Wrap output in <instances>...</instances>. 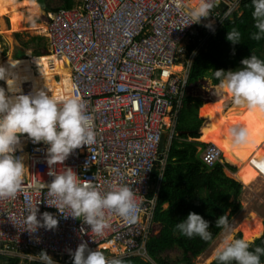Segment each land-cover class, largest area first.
Masks as SVG:
<instances>
[{
	"label": "built area",
	"instance_id": "1",
	"mask_svg": "<svg viewBox=\"0 0 264 264\" xmlns=\"http://www.w3.org/2000/svg\"><path fill=\"white\" fill-rule=\"evenodd\" d=\"M192 2L79 0L73 8L45 12L48 51L65 62L74 94L91 114L97 134L94 144L75 149L63 164L52 167L72 168L101 193L126 184L135 194L139 211L130 222L110 214L109 227L102 235L91 233L82 218L65 217L70 210L60 213L46 204L50 198L42 185L52 179L47 145L33 143L23 134L14 153L26 166L21 188L14 197L0 199V255H24L30 263L38 260L29 255L44 250L57 264H71L67 262L69 250L85 242L89 249L99 246L119 258H148L146 244L159 226L154 216L170 148L168 143L161 149L163 136L171 142L176 135L195 58L237 13L241 0H214L209 17L187 25ZM209 21L214 22V31L204 27ZM24 86L23 94L34 91L28 83ZM201 159L208 166L225 162L213 143H206ZM260 164L256 168L264 178ZM35 205L38 219L45 211L57 218L55 229L35 231L26 224L28 211Z\"/></svg>",
	"mask_w": 264,
	"mask_h": 264
},
{
	"label": "clouds",
	"instance_id": "2",
	"mask_svg": "<svg viewBox=\"0 0 264 264\" xmlns=\"http://www.w3.org/2000/svg\"><path fill=\"white\" fill-rule=\"evenodd\" d=\"M213 4L214 0H195L188 11L191 22L187 25L198 24L201 18L209 17ZM251 5L256 31L250 34V38L260 41L264 39V0H251ZM213 23L209 21L204 27L214 31ZM226 40L233 45L240 43L241 32L232 27L226 33ZM240 65L235 70L212 71L213 78L218 81V90L222 94H230L237 106L264 116V60L251 54L242 59ZM0 80L5 81L7 93H10L6 94L5 88L0 87V199L14 197L21 188L26 166L23 159L14 153L21 136L27 134L33 143L47 145L48 175L52 177L49 183L42 185L47 188L50 198L47 205L60 213L70 210L71 214L65 217L82 218L90 232L96 235H102L109 227L110 214H116L125 221H134L139 205L134 192L126 184L112 186L101 193L92 181L80 179L72 168L58 170L52 167L63 164L75 149L96 142L92 116L85 112L81 97L74 94V85L70 83L63 93L56 96L44 90L23 94L15 77L9 78L3 66H0ZM224 135L234 146L249 142V131L244 124L227 126ZM38 212L37 205L28 211L27 225L34 227L35 231L39 227L46 230L56 228L58 220L52 213H40L38 219ZM215 226L223 234L213 251L217 264H261L264 246L257 245L250 250L247 240L235 238L226 213L215 220ZM174 232L189 238L198 236L204 241L212 238L209 222L194 212H189L177 222ZM69 254L71 264H124L121 258L107 257L99 248L89 249L85 242H81L75 251L69 250ZM29 258L37 259L40 264H57L44 250L38 255H29Z\"/></svg>",
	"mask_w": 264,
	"mask_h": 264
},
{
	"label": "trees",
	"instance_id": "3",
	"mask_svg": "<svg viewBox=\"0 0 264 264\" xmlns=\"http://www.w3.org/2000/svg\"><path fill=\"white\" fill-rule=\"evenodd\" d=\"M60 1L62 3L60 6L53 7L47 0H36L46 13L56 12L62 8L70 9L76 5L75 0ZM252 10L251 0H241L240 15L237 12L232 19L226 20L209 41L206 49L195 58L189 74V84L208 77L214 85H218V81L212 76L213 70H235L241 66L240 61L251 54L264 60V39L256 41L250 38V34L256 31ZM232 27L241 32V41L236 45L226 40V33ZM16 37L20 38L21 35L17 34ZM22 47L24 49L16 51L15 59L26 57L25 49H32V55L36 57L50 54L47 39L43 36H32L28 41H22ZM218 94L217 100L205 103L199 98L191 96L185 98L176 135L170 144L168 161L160 179L154 216L160 230L147 241L146 251L149 260L130 255L121 258L124 264H193L194 259L203 254L221 232V229L215 226V220L224 213L230 220L242 208L239 197L243 191V184L228 177L224 170L234 171L235 167L229 163L236 165L250 154H253L252 164L260 162V155L256 151L264 139V116L237 106L230 94H222L220 91ZM228 104V108L225 109ZM204 106L205 110L200 112V116L207 121L203 125L204 120L197 117V110ZM234 124H244L249 131V142L241 145L242 150L232 145L224 135L226 127ZM198 138L203 139L205 143L198 141ZM210 142L220 147L223 159L228 163L218 161L212 166L205 164L201 159V150ZM158 174L159 170L156 168L154 175L157 177ZM189 212L197 213L209 222V231L212 233L210 240L204 241L198 236L189 238L174 232V225L184 219ZM249 245L250 250L257 245L264 246V232ZM174 249L182 252L181 258L171 260L167 256H162L166 251ZM67 260L68 263H72L71 257ZM1 261L19 264L20 259L0 255ZM210 264L217 262L214 259ZM261 264H264V256H261Z\"/></svg>",
	"mask_w": 264,
	"mask_h": 264
},
{
	"label": "rangeland",
	"instance_id": "4",
	"mask_svg": "<svg viewBox=\"0 0 264 264\" xmlns=\"http://www.w3.org/2000/svg\"><path fill=\"white\" fill-rule=\"evenodd\" d=\"M75 1L77 4L79 0H75ZM47 2L53 7H58L62 4L60 0H47ZM39 8H40V13L37 16H33L32 14H30L26 10V8L19 9L15 17H12L14 14L11 13L10 8H6V10L3 11V12H8L10 15H0V39H1L0 66H3V62L8 59L11 58L15 59L14 55L18 49H24L22 47V41H28L29 38L32 36L45 37L46 35L45 30L47 25L46 14L45 11L40 7V5ZM237 9H238L237 10L238 15H240L239 5H237ZM39 26L41 27L44 26L45 29H40ZM17 34H20L21 37L17 38L16 37ZM25 52H26V57L18 58L15 60H20L24 58L27 59L33 58L34 55H32V49H25ZM48 55H51V53ZM32 67L35 74L40 73L39 66L35 62L32 63ZM59 79L60 77H56V80ZM0 86L4 87L6 90L5 81L0 80ZM217 88H218L217 85H214L210 78L204 77L201 80L189 85L188 96L199 98L204 103L207 101L217 100L219 98V94H218L219 91ZM192 103H194V101ZM204 110H205V106L197 110L198 118L203 119V117L200 116V112L202 113V111ZM204 121L206 123L207 119ZM197 140L200 141L201 143H205L202 139L199 140L198 138ZM167 143H169L168 140ZM236 148L241 149L242 146H236ZM260 148L261 146L257 149L256 153L260 155V161H261ZM252 155L253 154L247 155V158L244 161L236 163V165L230 163L235 167L234 171L228 169L224 170L225 174L228 177L234 178L235 180L243 184V191L239 197V201L242 205V208L237 214H235L229 220L231 234L235 238L244 239L246 231L243 225H245V221L251 213H256L261 217L264 227V178L260 177V173L256 168V165L258 166V164H252V160H251ZM263 168L264 167L262 166V169ZM155 228L156 229L154 234H157L160 230V227L156 226ZM222 235L223 234L221 231L219 235L216 237V239L212 242V244L207 248V250L203 254H201L200 256L194 259L193 264H210L214 260L213 258L214 248L222 239ZM257 238L258 237L254 238L251 241H248L249 244L254 242ZM97 248H99V246ZM99 249L102 250L107 257H113V256L120 257L116 255L114 251L109 252L110 249H107L109 253L104 251L103 248H99ZM9 255L13 257H18L20 259L19 264L27 263V260L24 259V255L13 254V253ZM162 256L164 257L167 256L171 260H177L181 258L182 252L179 249H174L171 251H166V253H164ZM52 259L57 260L54 257H52ZM144 259L149 260V258L146 257H144ZM0 264H7V261H1Z\"/></svg>",
	"mask_w": 264,
	"mask_h": 264
},
{
	"label": "bare ground",
	"instance_id": "5",
	"mask_svg": "<svg viewBox=\"0 0 264 264\" xmlns=\"http://www.w3.org/2000/svg\"><path fill=\"white\" fill-rule=\"evenodd\" d=\"M192 3L194 4L195 0H193ZM6 8L11 9V13L14 14L12 17H15L17 11L22 8H26V10L33 16H37L40 13V8L36 0H0V15H10L8 12H3ZM39 28L45 29L44 26H39ZM33 62L39 66V74L34 73L32 67ZM3 67L9 74V78L15 77L16 84L21 91L25 88L24 83H28V86L34 90H44L49 92L51 95L56 96L63 93L65 88H67L70 83V73L65 65V62L52 54L39 57L33 56L31 59L24 58L15 60L11 58L3 62ZM56 76H59L60 79L56 80ZM5 86L7 90L6 83ZM6 94L10 93H7L6 91ZM262 142L260 152L263 166L264 139ZM217 147L220 149L219 146ZM260 162L258 165H261ZM243 226L246 231L244 239L247 241H251L256 237L261 236L264 229L262 219L256 213H251Z\"/></svg>",
	"mask_w": 264,
	"mask_h": 264
},
{
	"label": "water",
	"instance_id": "6",
	"mask_svg": "<svg viewBox=\"0 0 264 264\" xmlns=\"http://www.w3.org/2000/svg\"><path fill=\"white\" fill-rule=\"evenodd\" d=\"M221 8L223 9L224 5H222ZM160 147H161V149L165 147V136H163V139H162Z\"/></svg>",
	"mask_w": 264,
	"mask_h": 264
},
{
	"label": "crops",
	"instance_id": "7",
	"mask_svg": "<svg viewBox=\"0 0 264 264\" xmlns=\"http://www.w3.org/2000/svg\"><path fill=\"white\" fill-rule=\"evenodd\" d=\"M39 5V4H38ZM204 104V103H203ZM227 106H229V104L227 105ZM263 143V142H262ZM239 150H242V148L241 149H239ZM160 227V226H159Z\"/></svg>",
	"mask_w": 264,
	"mask_h": 264
}]
</instances>
